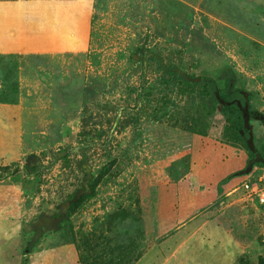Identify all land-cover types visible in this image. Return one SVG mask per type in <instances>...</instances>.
<instances>
[{
    "label": "rangeland",
    "instance_id": "374dc122",
    "mask_svg": "<svg viewBox=\"0 0 264 264\" xmlns=\"http://www.w3.org/2000/svg\"><path fill=\"white\" fill-rule=\"evenodd\" d=\"M38 1L0 54V264H264V0ZM166 66L235 97L253 157Z\"/></svg>",
    "mask_w": 264,
    "mask_h": 264
},
{
    "label": "trees",
    "instance_id": "16d2710c",
    "mask_svg": "<svg viewBox=\"0 0 264 264\" xmlns=\"http://www.w3.org/2000/svg\"><path fill=\"white\" fill-rule=\"evenodd\" d=\"M165 73L167 77L162 78L163 86L176 88V90L181 94L186 93L185 91L188 89H190L192 92L195 91V94H197L200 99V106L203 110H205V113L209 114L215 110H218V112H220L223 117V129L227 132V137L230 140H239L241 145L248 152V157L254 156L253 151L249 150L246 143L245 132L247 129L243 123L244 118L242 109L240 108L235 97L229 91L223 88L216 89L211 82L204 84L200 80L190 81L171 66H166ZM194 86L199 87V89H195ZM197 119L199 118H193L194 121ZM197 132L203 133L201 130H197ZM262 156L264 157V154H262ZM253 165L264 166V163L256 161L253 163ZM232 176V174H227L221 178L217 183V190L219 191L221 185L226 183ZM92 193L81 195L79 199L72 202L68 208L69 212L72 213L81 204V202L90 197Z\"/></svg>",
    "mask_w": 264,
    "mask_h": 264
},
{
    "label": "crops",
    "instance_id": "0c3cea01",
    "mask_svg": "<svg viewBox=\"0 0 264 264\" xmlns=\"http://www.w3.org/2000/svg\"><path fill=\"white\" fill-rule=\"evenodd\" d=\"M30 1L28 3L26 0H0V54L12 51L22 52L28 40L39 36V27L42 22L39 8L44 4L38 0ZM48 19L50 23V18ZM43 22H46V18ZM42 27L46 25L43 24ZM47 27L50 29L49 25ZM176 260L179 264H201L200 261H202L198 257L184 256H176ZM212 264L217 263L213 261Z\"/></svg>",
    "mask_w": 264,
    "mask_h": 264
},
{
    "label": "built area",
    "instance_id": "2783aa9c",
    "mask_svg": "<svg viewBox=\"0 0 264 264\" xmlns=\"http://www.w3.org/2000/svg\"><path fill=\"white\" fill-rule=\"evenodd\" d=\"M251 170V168L248 170V172ZM263 170V169H261ZM252 174V173H251ZM256 175V178H255ZM249 182H245L244 187L249 190V194L254 195V198L257 200L259 204H264V188H260V180L263 176H259V174H255ZM255 179V180H253ZM253 182H255L253 184ZM250 183V184H249Z\"/></svg>",
    "mask_w": 264,
    "mask_h": 264
},
{
    "label": "water",
    "instance_id": "95a60500",
    "mask_svg": "<svg viewBox=\"0 0 264 264\" xmlns=\"http://www.w3.org/2000/svg\"><path fill=\"white\" fill-rule=\"evenodd\" d=\"M254 157H255V158H253L252 160H250V161L248 162V165L246 166L245 171L248 172V170L252 167V164H253L254 161H259V162L264 163V158L261 157L259 154L255 153V156H254Z\"/></svg>",
    "mask_w": 264,
    "mask_h": 264
}]
</instances>
